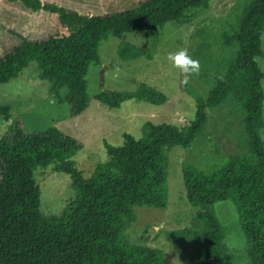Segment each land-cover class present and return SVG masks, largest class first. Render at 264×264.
I'll use <instances>...</instances> for the list:
<instances>
[{
  "label": "trees",
  "instance_id": "16d2710c",
  "mask_svg": "<svg viewBox=\"0 0 264 264\" xmlns=\"http://www.w3.org/2000/svg\"><path fill=\"white\" fill-rule=\"evenodd\" d=\"M34 12L57 14L69 35L46 41L24 40L13 52L0 58V85L19 78L37 62L41 78L51 83L62 103L72 106V115L82 114L90 103L87 76L100 65L99 47L109 37L123 40L126 34H154L167 24L185 21L209 10L210 0H148L133 11L111 16H82L40 0H19ZM264 0H250L234 34L225 36L237 51L223 75L206 97L195 95V118L181 129L147 122L142 138L124 134L121 146L105 143L108 161L89 177L74 157L83 145L56 128L27 134L16 123L0 141V264H165L157 248L125 243V233L135 221L139 207L165 209L168 203V151L188 148L207 122L208 110L233 97L244 109V127L252 157H230L211 174L183 167L188 203L197 209L205 225L197 248V264H234L225 249L222 226L212 208L232 203L247 239L251 264H264V71L256 63L264 58ZM153 49L123 41L118 55L124 61L146 57ZM97 100L119 109L136 100L165 105L168 97L143 84L136 91L109 92ZM4 120L11 119L0 108ZM55 165V172L71 177L74 196L58 215H45L41 207L38 168Z\"/></svg>",
  "mask_w": 264,
  "mask_h": 264
},
{
  "label": "rangeland",
  "instance_id": "374dc122",
  "mask_svg": "<svg viewBox=\"0 0 264 264\" xmlns=\"http://www.w3.org/2000/svg\"><path fill=\"white\" fill-rule=\"evenodd\" d=\"M82 16H111L136 10L148 0H40ZM250 0H210L209 10L182 25L167 24L154 34H126L123 40L109 37L99 47L100 65H92L87 80L89 107L80 115H72V106L59 101L51 83L41 78L37 62L30 63L22 75L0 85V108L11 113L9 121L0 116V141L16 124L27 134L43 133L56 128L83 145L74 157L77 166L89 177L99 164L108 161L105 143L121 146L123 135L142 138L147 122L171 124L182 128L195 118V95L206 97L223 75L237 46H228ZM69 35L57 14L34 12L19 0H0V58L11 54L24 40L46 41ZM125 41L153 49V58L124 61L119 47ZM186 47L199 61V71L184 74L167 60L169 52ZM264 50V31L262 33ZM256 63L264 71V58ZM147 84L168 97L165 105L128 101L119 109H110L97 96L109 92L136 91ZM264 89V80L262 81ZM245 111L229 97L216 109L208 110L203 132L188 148L168 151V203L165 209L139 207L136 219L125 233V243L157 248L164 252L165 264H197L196 255L205 225L197 219V209L186 199L183 167L194 166L207 174L221 167L230 157H252L244 127ZM264 139V129L261 132ZM36 178L41 187V207L45 215H58L74 196L71 177L55 172V165L38 168ZM212 213L219 220L225 249L234 264H251L247 239L242 231L237 210L230 202L217 203Z\"/></svg>",
  "mask_w": 264,
  "mask_h": 264
},
{
  "label": "clouds",
  "instance_id": "9594fccd",
  "mask_svg": "<svg viewBox=\"0 0 264 264\" xmlns=\"http://www.w3.org/2000/svg\"><path fill=\"white\" fill-rule=\"evenodd\" d=\"M167 60L171 62L174 68L179 69L184 74L183 82H187L189 75L199 71L200 64L189 52V49L182 47L175 52H169Z\"/></svg>",
  "mask_w": 264,
  "mask_h": 264
},
{
  "label": "crops",
  "instance_id": "0c3cea01",
  "mask_svg": "<svg viewBox=\"0 0 264 264\" xmlns=\"http://www.w3.org/2000/svg\"><path fill=\"white\" fill-rule=\"evenodd\" d=\"M43 4H46V3H43Z\"/></svg>",
  "mask_w": 264,
  "mask_h": 264
}]
</instances>
